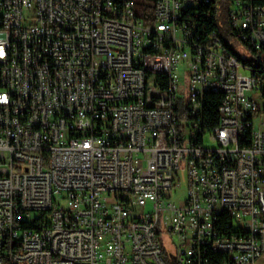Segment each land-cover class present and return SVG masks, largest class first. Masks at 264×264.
<instances>
[{
  "label": "built area",
  "instance_id": "2783aa9c",
  "mask_svg": "<svg viewBox=\"0 0 264 264\" xmlns=\"http://www.w3.org/2000/svg\"><path fill=\"white\" fill-rule=\"evenodd\" d=\"M213 1L0 0V264H264V0Z\"/></svg>",
  "mask_w": 264,
  "mask_h": 264
},
{
  "label": "trees",
  "instance_id": "16d2710c",
  "mask_svg": "<svg viewBox=\"0 0 264 264\" xmlns=\"http://www.w3.org/2000/svg\"><path fill=\"white\" fill-rule=\"evenodd\" d=\"M149 2H158V0H149ZM223 0L217 1L214 0L211 4V13H216L217 18H213V23H211L213 28H222V21L224 23L227 22V9L222 5ZM222 5L218 7V5ZM220 11V12H219ZM221 17V18H220ZM229 50L234 52V54L238 55L235 52L233 47H228ZM246 60V59H245ZM260 70L264 71V66L260 63ZM169 86V79H165V83H163V87ZM263 98H264V88H263ZM221 101V95L216 93H207L205 100V126L208 128L215 127L219 122V105Z\"/></svg>",
  "mask_w": 264,
  "mask_h": 264
},
{
  "label": "rangeland",
  "instance_id": "374dc122",
  "mask_svg": "<svg viewBox=\"0 0 264 264\" xmlns=\"http://www.w3.org/2000/svg\"><path fill=\"white\" fill-rule=\"evenodd\" d=\"M229 4L230 3L228 0L222 2V5L225 7V9H227L229 7ZM225 29L228 30V26L226 23H225ZM232 45L234 46L233 49L235 50V52L238 53V50L241 49V45L239 43H235V42H232ZM184 68L185 67L182 66V70H181V74H180L182 82L184 81V77H183ZM244 71L246 74H250L249 70L245 69ZM185 86H186V81H185ZM255 124L257 127L262 126V115L261 114L256 117ZM207 144L214 146V142L210 141L208 136H207ZM178 180L180 181L181 185H180V187L177 188V191L174 193L173 198L180 205V204H183L185 202L186 197H187V191H188L187 171L181 173L180 178ZM64 204H66V202H64ZM166 245H168L170 250H172L171 241H168Z\"/></svg>",
  "mask_w": 264,
  "mask_h": 264
},
{
  "label": "bare ground",
  "instance_id": "6f19581e",
  "mask_svg": "<svg viewBox=\"0 0 264 264\" xmlns=\"http://www.w3.org/2000/svg\"><path fill=\"white\" fill-rule=\"evenodd\" d=\"M229 55H236L234 52L228 49ZM264 66V62H260ZM173 87V79H169V86ZM26 175H38L42 174V166L41 165H26L25 166ZM111 264H126V263H111Z\"/></svg>",
  "mask_w": 264,
  "mask_h": 264
}]
</instances>
